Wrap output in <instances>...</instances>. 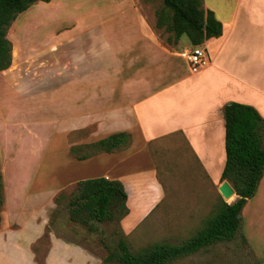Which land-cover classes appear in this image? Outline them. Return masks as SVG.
Masks as SVG:
<instances>
[{
    "label": "crops",
    "instance_id": "0c3cea01",
    "mask_svg": "<svg viewBox=\"0 0 264 264\" xmlns=\"http://www.w3.org/2000/svg\"><path fill=\"white\" fill-rule=\"evenodd\" d=\"M153 8L150 0H50L12 22L2 83L43 105L65 156L47 177L29 176L30 161L2 165L0 264H100L48 231L58 195L88 179L118 181L128 209L120 223L131 230L132 217L157 213L175 177L223 182L226 104L252 106L264 119V0H203L222 35L203 43L209 61L197 73L180 54L186 41H163ZM118 133L131 137L125 150L77 159ZM259 185L257 204L264 203V175ZM47 233L38 256L34 247Z\"/></svg>",
    "mask_w": 264,
    "mask_h": 264
},
{
    "label": "rangeland",
    "instance_id": "374dc122",
    "mask_svg": "<svg viewBox=\"0 0 264 264\" xmlns=\"http://www.w3.org/2000/svg\"><path fill=\"white\" fill-rule=\"evenodd\" d=\"M150 1L154 7L153 15L156 16V13L163 10V2ZM170 19L171 12L166 11L165 23L168 24ZM159 33L163 41L172 46L181 38L186 41L188 47L180 51V54L192 47L186 36L175 39L173 33L167 32L165 27L159 28ZM186 68V64L181 62L180 69ZM2 82L0 77V171L8 160H26L33 163L30 169L25 168L31 177H47L53 171L58 172L65 151L62 150L59 138L53 137L52 126L45 119L43 105L35 103L33 98L14 93ZM30 107L36 109L31 110ZM92 152L85 149L81 154ZM53 163H56L55 167ZM162 180L166 181L165 178ZM218 187L194 183L185 176L175 177V183L167 186L169 190L159 209L153 212L156 214L140 220L136 216L132 217V222L136 223L131 230H123L121 223H95L93 231L69 221L67 202L75 187L70 188L61 193L48 231L84 247L99 258L100 264H118L116 260L104 262L106 257L117 253L118 234L123 235L132 253L149 249L156 243L181 245L189 241L216 214L222 202L230 204L237 199L235 197L225 202ZM258 194L260 185L254 196L247 201L249 206L241 213V226L232 241L207 246L193 255L175 259L168 264H264V203L257 204L260 198ZM47 245L48 239L43 238L34 247L38 256L42 255Z\"/></svg>",
    "mask_w": 264,
    "mask_h": 264
},
{
    "label": "trees",
    "instance_id": "16d2710c",
    "mask_svg": "<svg viewBox=\"0 0 264 264\" xmlns=\"http://www.w3.org/2000/svg\"><path fill=\"white\" fill-rule=\"evenodd\" d=\"M37 2L50 0H0V72L11 66V43L7 32L18 14ZM163 10L156 13V28L171 32L175 39L186 36L192 46L203 44L222 35V24L211 11L203 8V0H162ZM171 12L170 22L165 23V12ZM225 122L226 161L221 181H227L238 199L228 205L224 202L206 225L186 243L172 245L156 243L149 249L132 253L122 234H118L117 253L104 262L116 260L118 264H168L171 261L193 255L203 248L232 241L241 226V212L252 198L264 175V119L255 108L236 102L223 108ZM131 144L127 133L113 134L88 145L92 153L77 157L84 160L100 153L125 150ZM71 153L75 154L72 149ZM62 195L55 198V203ZM232 196L228 201H232ZM127 194L118 181L94 178L76 184L67 202L69 221L93 231V224L120 223L128 215ZM2 180L0 176V207L2 205ZM228 202V203H229ZM43 238H47V234ZM36 250V249H35ZM42 264V258H38Z\"/></svg>",
    "mask_w": 264,
    "mask_h": 264
},
{
    "label": "built area",
    "instance_id": "2783aa9c",
    "mask_svg": "<svg viewBox=\"0 0 264 264\" xmlns=\"http://www.w3.org/2000/svg\"><path fill=\"white\" fill-rule=\"evenodd\" d=\"M182 56L186 59L189 70L192 73H197L208 65V55L203 44L192 46V48L183 53Z\"/></svg>",
    "mask_w": 264,
    "mask_h": 264
},
{
    "label": "water",
    "instance_id": "95a60500",
    "mask_svg": "<svg viewBox=\"0 0 264 264\" xmlns=\"http://www.w3.org/2000/svg\"><path fill=\"white\" fill-rule=\"evenodd\" d=\"M218 191L221 195V197L223 198V200L225 202H227V200L233 196L236 195L233 188L229 185V183L227 181H223L219 187H218ZM231 205V204H229Z\"/></svg>",
    "mask_w": 264,
    "mask_h": 264
},
{
    "label": "bare ground",
    "instance_id": "6f19581e",
    "mask_svg": "<svg viewBox=\"0 0 264 264\" xmlns=\"http://www.w3.org/2000/svg\"><path fill=\"white\" fill-rule=\"evenodd\" d=\"M233 196H234V195H233ZM231 197H232V196H231ZM231 197H230V198H231ZM230 198H229V199H230ZM229 199H228V200H229ZM228 200H227V201H228Z\"/></svg>",
    "mask_w": 264,
    "mask_h": 264
}]
</instances>
